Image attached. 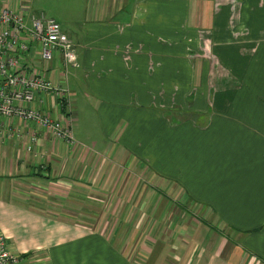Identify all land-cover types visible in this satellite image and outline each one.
<instances>
[{
	"label": "crops",
	"instance_id": "1",
	"mask_svg": "<svg viewBox=\"0 0 264 264\" xmlns=\"http://www.w3.org/2000/svg\"><path fill=\"white\" fill-rule=\"evenodd\" d=\"M41 1L0 0V8L52 18ZM86 2L90 28L67 35L80 64L68 74L72 101L70 85L83 84L120 105L106 108L113 129L99 149L95 138L76 139L74 110L64 118L50 97L42 108L71 123L72 143L0 117V231L21 263L69 264L81 252L67 249L70 241L92 235L74 226L57 234L29 200L40 181L91 195L137 192L126 202L144 208L138 238L169 236L175 224L165 225V209L195 203L204 209L198 218L173 216L185 222L175 225V264H264V0ZM58 57L43 68L34 44L26 53L54 83L62 80Z\"/></svg>",
	"mask_w": 264,
	"mask_h": 264
},
{
	"label": "rangeland",
	"instance_id": "2",
	"mask_svg": "<svg viewBox=\"0 0 264 264\" xmlns=\"http://www.w3.org/2000/svg\"><path fill=\"white\" fill-rule=\"evenodd\" d=\"M41 4V9L49 17L54 18L61 25L63 32L74 40L80 38L81 28L87 29L91 26L85 22V9L88 6L86 0H42ZM33 44L36 47V44ZM58 55L59 66L62 70V56ZM39 61L43 68L45 65L47 67L53 63L45 64L40 59ZM28 67L36 70L43 78L52 81L49 77L50 72L47 71L45 76L37 68ZM78 69L69 68V71L72 74L79 71ZM69 78L74 81L72 76ZM70 89L72 93H75L73 97L75 102L72 101V108L69 110L59 106L60 111L65 118L67 117L66 114L70 115L74 110L75 123L73 129L76 139L84 141L88 138H95L96 148L99 149V146L102 145L101 142L107 138V132L113 129L110 123L111 119L106 115V108L108 106L117 107L120 102L114 106V101L107 99L106 94L100 92V89L93 92L84 91L83 84L78 87L70 85ZM97 100L103 103L101 108L98 107ZM52 101L54 100L52 99ZM63 125L67 126L68 129L71 128L70 122L63 123ZM35 136L37 138V134ZM63 141L68 143L66 140ZM94 189L96 190L91 195L92 193L86 190L71 189L66 185H49L40 181L31 183L32 194L29 200L41 203V207L44 209L40 208L39 212L53 221V225H57V234L72 226L75 227L73 231L77 230L78 233L92 234L90 237L76 238L70 241L66 248L73 250L72 252L76 248H80L81 252L77 253V256L73 254L76 260H70L69 264H162V262L163 264H175L176 254L172 252L175 248H170V246H172V243L174 246L177 244L175 225L185 222H174L173 216L181 215V218L189 214L194 218H198L204 211L203 207L197 206L195 203L179 205L174 200L175 202L173 201L172 205L165 209L166 214L171 213L169 219L164 222L165 225L173 226L175 224L169 236L163 237L166 234L165 232L163 238H153V233L146 231V235L138 238V234L134 233V229L141 225L143 227L145 223L142 224L135 217H140L144 208L127 205L126 202L127 196H132V198L128 197L130 200L138 197L137 192L132 191L130 194L125 195V192L119 189L112 191ZM105 231L107 234L113 232L116 235L109 237L105 234ZM139 231H141V228ZM0 234L5 237L3 232L0 231ZM57 239H60V237ZM6 240L9 241L8 238ZM8 244L14 255L22 257L21 254L16 253L14 245L11 246L13 243L8 242ZM92 250H95V252ZM42 252L38 251V253ZM21 262L22 260L18 264H22Z\"/></svg>",
	"mask_w": 264,
	"mask_h": 264
},
{
	"label": "built area",
	"instance_id": "3",
	"mask_svg": "<svg viewBox=\"0 0 264 264\" xmlns=\"http://www.w3.org/2000/svg\"><path fill=\"white\" fill-rule=\"evenodd\" d=\"M33 43L39 59L45 64L55 61L56 54L62 56L60 83L47 80L28 67L26 53ZM79 67L74 45L55 19L46 17L43 12L20 14L8 7L0 8V117L25 121L48 131L55 139L72 143L71 128L42 107H46L48 97L61 108L69 110L72 107L67 79L69 68ZM36 103L40 108L35 107ZM35 135H31L27 145L29 152L37 143ZM9 248L6 238L0 234V264L20 263L21 257Z\"/></svg>",
	"mask_w": 264,
	"mask_h": 264
},
{
	"label": "trees",
	"instance_id": "4",
	"mask_svg": "<svg viewBox=\"0 0 264 264\" xmlns=\"http://www.w3.org/2000/svg\"><path fill=\"white\" fill-rule=\"evenodd\" d=\"M37 176H41V175H37ZM41 178V177H40Z\"/></svg>",
	"mask_w": 264,
	"mask_h": 264
}]
</instances>
